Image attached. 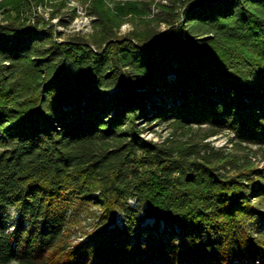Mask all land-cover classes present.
Here are the masks:
<instances>
[{
	"label": "trees",
	"instance_id": "obj_1",
	"mask_svg": "<svg viewBox=\"0 0 264 264\" xmlns=\"http://www.w3.org/2000/svg\"><path fill=\"white\" fill-rule=\"evenodd\" d=\"M19 1L0 22V264H264V0H165V29L123 37L96 7L100 41ZM165 122L209 131L143 137Z\"/></svg>",
	"mask_w": 264,
	"mask_h": 264
},
{
	"label": "rangeland",
	"instance_id": "obj_2",
	"mask_svg": "<svg viewBox=\"0 0 264 264\" xmlns=\"http://www.w3.org/2000/svg\"><path fill=\"white\" fill-rule=\"evenodd\" d=\"M40 3L35 14L45 18L47 22H52L58 32L63 34L62 41H67L73 34L81 33L90 40L104 38L102 26L97 22V17L92 15L93 8L104 6L106 11L112 16H119L115 32L118 36L123 37L134 31L143 30L146 27H158L160 30L166 28V25L159 22L157 18L161 16L162 9L157 6L159 2L167 3L165 0H39ZM134 6L135 10L128 13L127 7ZM150 8V11H149ZM25 10L26 7L19 0H0V22L11 21L22 15L18 14L20 10ZM23 12V11H22ZM23 15H25L23 13ZM29 16V15H27ZM75 16V17H73ZM54 17V19H52ZM69 22V26L62 25V21ZM149 25H147V24ZM93 49H95L93 47ZM208 128H199L194 126L189 129L179 128L172 125L171 122L153 123L145 127L143 137L162 143L164 139L170 138L175 142L185 143L199 141L208 133ZM235 136L231 133H223L212 137L211 144L215 147L227 146L229 140ZM131 209L136 210L137 204L135 201H130ZM85 209V208H84ZM98 209L92 204H87L84 212L80 213L79 220L80 228L74 232V240L85 242L87 239L83 237L86 230L92 231L93 225L96 223V215ZM13 218L9 220V224H13L17 219V215L12 213ZM69 215H72L70 212ZM145 213L141 212L140 218H144ZM122 214L117 216V222L123 226ZM152 218L145 217L144 225H151Z\"/></svg>",
	"mask_w": 264,
	"mask_h": 264
}]
</instances>
